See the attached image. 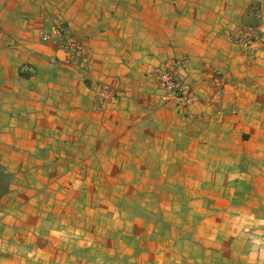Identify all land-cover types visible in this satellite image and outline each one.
I'll use <instances>...</instances> for the list:
<instances>
[{
  "label": "crops",
  "instance_id": "obj_1",
  "mask_svg": "<svg viewBox=\"0 0 264 264\" xmlns=\"http://www.w3.org/2000/svg\"><path fill=\"white\" fill-rule=\"evenodd\" d=\"M261 22L264 0H0V264H264V58L234 37ZM177 59L188 106L151 75Z\"/></svg>",
  "mask_w": 264,
  "mask_h": 264
},
{
  "label": "built area",
  "instance_id": "obj_2",
  "mask_svg": "<svg viewBox=\"0 0 264 264\" xmlns=\"http://www.w3.org/2000/svg\"><path fill=\"white\" fill-rule=\"evenodd\" d=\"M55 33L60 47L65 51L64 61L85 70L90 56L84 42L60 20L55 25ZM50 37V35H45L44 38L49 39ZM234 37L242 44L245 51L250 50L264 58V22L257 25H244L234 33ZM184 64L185 60L177 59L169 67L159 66L152 70L151 75L162 92L161 99L164 102L176 101L182 106H188L194 100L195 96L190 92L191 85L178 76V70ZM23 70L32 72L33 67L25 65ZM96 96L101 103H105L114 100L116 94L111 85L104 83L97 86Z\"/></svg>",
  "mask_w": 264,
  "mask_h": 264
}]
</instances>
